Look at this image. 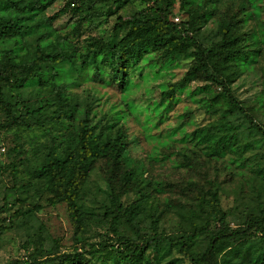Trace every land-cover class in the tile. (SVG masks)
<instances>
[{
    "label": "trees",
    "instance_id": "obj_1",
    "mask_svg": "<svg viewBox=\"0 0 264 264\" xmlns=\"http://www.w3.org/2000/svg\"><path fill=\"white\" fill-rule=\"evenodd\" d=\"M131 1L112 0L102 13L96 0H68L50 14L59 0H0V110L6 114L0 139L6 129L74 121L80 109L71 91L85 82L117 86L127 106L102 129L92 124L89 106L77 128L52 145L36 167H29L27 158L18 164L24 144L13 148V165L0 163V172L11 168L15 182L26 177L41 186L39 201L32 204L35 211L66 203L76 243L70 252L48 251L40 234L33 252L9 264H264V167L253 170L252 181L260 187H250L251 202L244 212L227 206L226 179L219 178L227 169L222 159L228 154L241 158L251 147L239 139L240 124L233 118L244 119L264 139V126L232 89L257 62L264 28L243 31L255 15L238 6L225 12L215 39L207 43L202 30L214 12L205 0H140L145 6L130 17L119 16L111 31L97 22L99 15L113 16ZM64 16L73 21L57 25ZM42 21L54 29L42 31L32 56L25 38ZM119 33L123 35L114 41ZM156 88L158 98L142 103L131 99L141 89L152 95ZM187 99L202 113L200 121L188 103L186 113L177 114ZM128 114L143 123L147 139L155 143L152 162L169 160L188 168V176L170 181L150 174L146 162L131 154L134 140H128L120 125ZM172 118L179 120L177 125L161 127ZM211 160L213 178L208 167L200 172ZM98 164L108 186L100 210L85 204L89 177ZM238 214L242 218L233 225L231 216ZM171 215L178 229L160 231L161 221ZM145 219L149 221L143 227ZM6 222L0 211V242L9 228ZM94 222L108 225L98 242L84 238ZM123 223L135 236L121 232ZM199 238L206 240L202 248ZM162 245L176 252L165 262L159 257Z\"/></svg>",
    "mask_w": 264,
    "mask_h": 264
},
{
    "label": "rangeland",
    "instance_id": "obj_2",
    "mask_svg": "<svg viewBox=\"0 0 264 264\" xmlns=\"http://www.w3.org/2000/svg\"><path fill=\"white\" fill-rule=\"evenodd\" d=\"M68 0H59L54 7L49 9L50 14L63 6ZM79 1V0H76ZM205 0L207 8L213 10L214 16L211 21L203 28L202 33L204 41L210 43L215 39V33L218 26V21L221 19L225 12L231 8L244 6L249 11L254 12V17L245 23L242 27L243 31H252L254 28H264V1L263 0ZM251 2V3H250ZM112 0H96V7L102 13L106 12L111 6ZM145 6L140 0H132L124 8L113 16L99 15L100 18L97 22L101 27L111 31L113 25L117 22L119 16L130 17L136 11ZM73 20L64 16L60 18L57 25H64L71 23ZM54 28H49L45 22H40L35 26L34 31L26 38V46L30 55H34L38 37L42 31L47 33ZM261 30V29H260ZM110 35V34H109ZM122 33L116 34L114 41L118 40ZM184 68V67H183ZM177 77L181 76V70L177 71ZM232 89L236 97L244 104L250 107L254 112L256 121L264 126V45L261 47V53L257 58V62L252 64L238 79L232 83ZM34 92V91H33ZM74 100L77 102L79 111L76 112L77 117H83V112L89 106L92 108L91 117L92 124H97L99 129L110 125L112 119L116 118V112L127 109L123 100L121 90L115 85H104L98 81L85 82L81 86L72 89L71 91ZM26 94V93H25ZM160 95L159 89L156 88L152 95H148L144 89H141L131 96V99L137 102H146L149 98H158ZM188 100V99H187ZM178 107L177 114L186 113L185 105L188 103L190 109L194 111V117L198 121L202 119V113L197 111V105L188 100ZM54 106L51 110L55 109ZM65 120L62 123H49L44 126H37L34 130H28L24 127H15L10 130L2 132L3 138L0 139V163L13 165L17 161V152L13 151L16 144H24L23 152L24 157L20 158L17 162H21L27 158L29 167H36L42 163L43 157L48 153L52 145L58 146L64 137L71 131L76 129L79 119ZM234 119V123L240 124L238 137L243 143L251 145L249 149L243 154L241 158L228 154L222 162V166L227 165L224 172L219 173L220 179H226L223 186L227 189L225 193V200L227 206H238L240 211H245L246 205L249 204L250 187L253 185L260 187V182H253V170L258 166L264 167V139L257 131L248 127L244 119ZM6 120V114L0 110V123ZM178 119L172 118L168 122L161 125L165 128L166 125L178 124ZM120 125L123 126L128 134V140L132 141L131 154L140 160H144L150 168V174L155 179L169 178L171 181H180L183 177L188 176V168H177L174 162L171 161H157L152 162L149 158L155 143L147 139V132L143 123L138 121L132 114H128L125 120H120ZM70 129V130H68ZM193 126H189V131ZM152 133H157L153 130ZM198 157L200 154H197ZM206 159L201 157L200 160ZM214 160L207 163V166L200 170L201 175L205 173L207 167L209 168L211 178L214 176ZM221 166V167H222ZM95 170L91 173L89 179V191L86 195L85 204L93 209L100 210V204L107 199V183L102 175L101 164H98ZM149 174V175H150ZM26 176V175H25ZM196 177V176H194ZM33 182L21 178L20 181L15 182L11 174V168L0 172V211L3 217L7 218L6 225L9 227L5 232L2 241L0 242V264H9L15 259L25 258L29 252H33L36 248L38 236L41 234L44 239V249L48 251L70 252L73 251L75 241L73 238L74 228L69 219L66 203H59L56 206H49L43 210L35 211L33 205L39 198L41 186H37ZM246 186V187H245ZM243 187L245 189L243 190ZM242 192H245L247 197L244 198ZM253 196H256L253 193ZM24 201V202H22ZM39 201V200H38ZM251 202V200H250ZM20 206H23L22 213L10 221V215L14 213ZM231 222L235 225L238 220L242 218L240 214L236 219L231 216ZM149 219H145L142 226ZM121 232L128 236H135L134 230L128 224L123 223L120 226ZM167 230L168 233H173L178 229V220L175 216H169L161 221L159 226ZM108 231V225H100L97 222L91 224L88 233L84 238L90 241L98 242L101 240L102 233ZM199 247L202 248L206 244L204 238H199ZM28 245V246H27ZM176 252L173 249L167 248L162 245L161 254L159 257L163 262L168 260Z\"/></svg>",
    "mask_w": 264,
    "mask_h": 264
},
{
    "label": "built area",
    "instance_id": "obj_3",
    "mask_svg": "<svg viewBox=\"0 0 264 264\" xmlns=\"http://www.w3.org/2000/svg\"><path fill=\"white\" fill-rule=\"evenodd\" d=\"M176 20H178V18H176Z\"/></svg>",
    "mask_w": 264,
    "mask_h": 264
}]
</instances>
